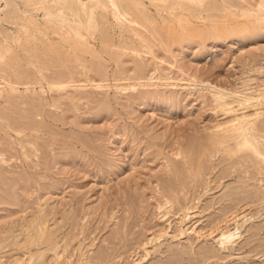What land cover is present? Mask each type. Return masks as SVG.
I'll list each match as a JSON object with an SVG mask.
<instances>
[{"label":"rangeland","instance_id":"1","mask_svg":"<svg viewBox=\"0 0 264 264\" xmlns=\"http://www.w3.org/2000/svg\"><path fill=\"white\" fill-rule=\"evenodd\" d=\"M259 4L0 0V264H264Z\"/></svg>","mask_w":264,"mask_h":264},{"label":"bare ground","instance_id":"2","mask_svg":"<svg viewBox=\"0 0 264 264\" xmlns=\"http://www.w3.org/2000/svg\"><path fill=\"white\" fill-rule=\"evenodd\" d=\"M248 1H252V0H248ZM254 2V1H253ZM259 6L261 7V9L262 10H264V5H260L259 4ZM206 85H208V86H210V87H213V88H215L216 90H217V93H218V95H223V96H226V95H228V94H231L232 96H235V94H234V92H232L231 90L230 91H228V90H226V89H224V88H218V87H214L211 83H209V82H206L205 83ZM13 86V85H12ZM66 86V85H65ZM216 92V91H215ZM217 95V96H218ZM222 96V97H223ZM237 96V95H236ZM237 97H240V96H237ZM230 106H229V110L230 111H234V109L232 108V106H231V104H229ZM253 116V115H252ZM251 116V117H252ZM248 117H250V116H247V115H244V116H242V117H236L237 118V120H239L240 122L236 125V127L237 128H239V129H241V130H239V134H242L243 135V137H244V140H246V142H247V144L248 145H246V146H248L247 148H252V143H251V141H249L248 140V138H247V134H248V130L246 129V128H244V126H242V124L243 123H246V120L248 119ZM235 118V119H236ZM233 126V125H232ZM235 126V125H234ZM247 127V126H246ZM235 129V128H234ZM236 135H237V133H236ZM241 135V136H242ZM240 136V135H239ZM240 136V137H241ZM255 149V148H254ZM256 150V149H255ZM260 153V154H262V152L261 151H257V153ZM264 154V153H263ZM260 156H262V155H260ZM263 158H264V156H263ZM238 230V229H237ZM238 232V231H237ZM235 236H236V231H230V230H228V231H223L222 233H221V236H220V238H219V241L221 242V243H225V242H230V241H232L233 239H235Z\"/></svg>","mask_w":264,"mask_h":264}]
</instances>
